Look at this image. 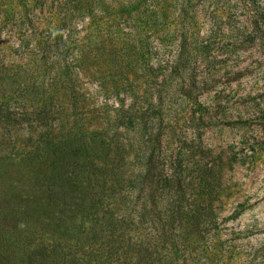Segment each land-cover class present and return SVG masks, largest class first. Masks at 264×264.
I'll use <instances>...</instances> for the list:
<instances>
[{
    "label": "rangeland",
    "instance_id": "374dc122",
    "mask_svg": "<svg viewBox=\"0 0 264 264\" xmlns=\"http://www.w3.org/2000/svg\"><path fill=\"white\" fill-rule=\"evenodd\" d=\"M254 5L264 16V0ZM208 10L207 0H0V104L46 101L54 74L37 42L55 26L63 45L81 54L80 82L91 94L78 121L66 95L49 91L63 132H114L131 152L134 173L137 153L155 134L164 136L163 149L189 150L191 161L209 163L215 221L198 264H264V20H227L219 32L243 42L205 58L199 46L212 28ZM162 22L168 31L155 26ZM179 31L190 37L180 71ZM33 131L24 118L0 122V209L23 195L45 237L51 227L37 182L46 167L20 155ZM2 253V264H16Z\"/></svg>",
    "mask_w": 264,
    "mask_h": 264
},
{
    "label": "trees",
    "instance_id": "16d2710c",
    "mask_svg": "<svg viewBox=\"0 0 264 264\" xmlns=\"http://www.w3.org/2000/svg\"><path fill=\"white\" fill-rule=\"evenodd\" d=\"M207 1L212 28L199 46L202 57H219L220 50L241 39L219 32L227 20H264L263 14L250 10L255 0ZM155 26L165 32L171 24ZM178 33L174 65L180 71L190 37L187 31ZM62 36L52 26L44 41L37 42L42 62L54 74V86L44 89L46 101L38 106L23 100L0 104V122L24 118L34 128L20 155L46 167L37 192L44 194L43 215L51 227L47 236L39 234L23 195L5 200L0 209V264L7 263L2 251L11 252L16 264H198L201 243L208 240L207 228L215 221L211 165L191 161L189 150L163 149L164 136L155 134L137 153L140 163L134 173L131 152L114 132L99 127L63 132L59 107L49 91L57 88L66 95L78 121L91 94L80 82L81 54H72Z\"/></svg>",
    "mask_w": 264,
    "mask_h": 264
}]
</instances>
